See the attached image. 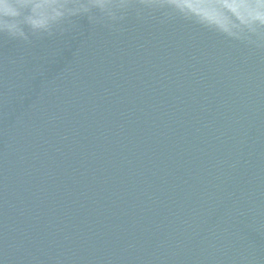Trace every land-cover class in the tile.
Wrapping results in <instances>:
<instances>
[{"label": "water", "instance_id": "1", "mask_svg": "<svg viewBox=\"0 0 264 264\" xmlns=\"http://www.w3.org/2000/svg\"><path fill=\"white\" fill-rule=\"evenodd\" d=\"M32 3L0 31V264H264V0Z\"/></svg>", "mask_w": 264, "mask_h": 264}, {"label": "clouds", "instance_id": "2", "mask_svg": "<svg viewBox=\"0 0 264 264\" xmlns=\"http://www.w3.org/2000/svg\"><path fill=\"white\" fill-rule=\"evenodd\" d=\"M105 0H67L69 4L68 14H89L91 8L97 7L101 13L104 11ZM32 0H3L0 4V31L7 32L14 38L28 40L25 32L27 26L34 34L46 26L38 23L34 18ZM90 19H93L89 15ZM264 21V18H259Z\"/></svg>", "mask_w": 264, "mask_h": 264}]
</instances>
